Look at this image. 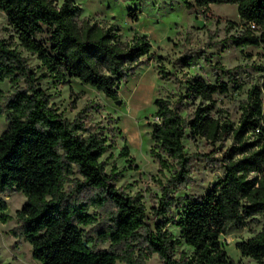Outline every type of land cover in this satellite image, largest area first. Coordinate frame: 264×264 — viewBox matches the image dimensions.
Returning a JSON list of instances; mask_svg holds the SVG:
<instances>
[{
	"label": "trees",
	"instance_id": "1",
	"mask_svg": "<svg viewBox=\"0 0 264 264\" xmlns=\"http://www.w3.org/2000/svg\"><path fill=\"white\" fill-rule=\"evenodd\" d=\"M131 4L138 0H127ZM208 18L210 4H235L242 31L234 44L264 41V0H193ZM16 41L0 39V117L8 124L0 134V222L11 219L1 196L14 190L25 196L15 211L17 225L9 231L31 246L41 264H144L156 254L161 264H233L221 242L229 227L242 228L255 216L260 229L237 243L242 256L264 264V108L262 90H247L237 124L213 115L214 94H226L228 83L201 77L185 80L177 100L155 97L150 123L149 154L158 172H168L156 204L148 215L142 195H130L115 182L122 175L115 164L109 172L101 160L107 138L86 125L84 111L69 121L41 87V78L76 79L117 100L119 85L151 55L145 35L133 34L131 44L104 28L80 19L72 0H0ZM127 16L137 20L134 9ZM253 25V27H252ZM22 47L35 55L44 72L37 75ZM190 60V59H189ZM189 62H185L188 64ZM264 70V68H260ZM230 73V72H229ZM165 79L168 75L159 70ZM199 100L191 115H183L185 100ZM203 138L211 145L231 140L221 158L223 175L200 196L176 195L189 181L192 155L183 140ZM119 157L132 167L128 147ZM178 230L175 237L167 228ZM90 226L85 231L83 227ZM109 243L108 248L97 244ZM185 244L190 252H177Z\"/></svg>",
	"mask_w": 264,
	"mask_h": 264
},
{
	"label": "rangeland",
	"instance_id": "2",
	"mask_svg": "<svg viewBox=\"0 0 264 264\" xmlns=\"http://www.w3.org/2000/svg\"><path fill=\"white\" fill-rule=\"evenodd\" d=\"M63 0H56L60 4ZM80 6V19H89L107 28L117 29L122 43L131 44L133 34L145 35L151 44V55L143 57L136 65L134 74L119 85L118 98L112 100L101 91L78 80L57 81L41 78L39 83L51 95L53 102L69 121L81 111L86 115V125L100 131L109 145L101 160L110 171L113 164L122 175L115 182L130 195L140 193L150 215V207L156 204L160 185L165 184L168 172H158V165L149 154L150 123L155 120L153 99L155 97L177 100L185 93V80L201 77L210 83L226 82V94H214L216 100L213 115L227 117L237 124L240 103L246 99L247 90L258 86L262 90L264 108V41L258 45L237 46L233 37L242 31L235 4H210L209 17L201 10L188 9L184 0H138L131 4L127 0H72ZM193 4V0H187ZM128 8L134 9L137 20L127 16ZM0 39L16 41L7 24L5 14L0 11ZM37 75L44 72L35 55L18 47ZM190 59V60H189ZM185 62H189L185 64ZM159 70L168 75L161 79ZM230 72V73H229ZM6 82L0 90L7 91ZM199 100H185L183 115H191ZM5 116L0 117V134L7 127ZM185 151L192 155L189 181L175 194L200 196L223 175V166L216 158L231 147V140L224 137L211 145L203 138L183 140ZM126 145L132 167L125 158L119 157L120 149ZM7 203L11 219L0 222V264H41L31 255V246L23 238L10 234L17 225L15 211L25 202V196L16 190L1 195ZM259 215L244 227H229L221 236V242L233 264H260L242 256L237 243L253 236L261 227ZM85 231L90 226L83 227ZM169 231L178 237V230L168 225ZM109 243L97 244V248H108ZM190 252L185 244L177 252ZM116 264H125L117 261ZM144 264H161L156 254Z\"/></svg>",
	"mask_w": 264,
	"mask_h": 264
},
{
	"label": "water",
	"instance_id": "3",
	"mask_svg": "<svg viewBox=\"0 0 264 264\" xmlns=\"http://www.w3.org/2000/svg\"><path fill=\"white\" fill-rule=\"evenodd\" d=\"M116 103H119V100H116Z\"/></svg>",
	"mask_w": 264,
	"mask_h": 264
},
{
	"label": "built area",
	"instance_id": "4",
	"mask_svg": "<svg viewBox=\"0 0 264 264\" xmlns=\"http://www.w3.org/2000/svg\"><path fill=\"white\" fill-rule=\"evenodd\" d=\"M252 27H253V25H252Z\"/></svg>",
	"mask_w": 264,
	"mask_h": 264
}]
</instances>
